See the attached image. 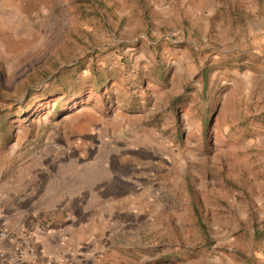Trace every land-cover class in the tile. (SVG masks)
Instances as JSON below:
<instances>
[{
    "label": "rangeland",
    "instance_id": "obj_1",
    "mask_svg": "<svg viewBox=\"0 0 264 264\" xmlns=\"http://www.w3.org/2000/svg\"><path fill=\"white\" fill-rule=\"evenodd\" d=\"M54 148L135 178L82 264H264V0H0V178Z\"/></svg>",
    "mask_w": 264,
    "mask_h": 264
},
{
    "label": "crops",
    "instance_id": "obj_2",
    "mask_svg": "<svg viewBox=\"0 0 264 264\" xmlns=\"http://www.w3.org/2000/svg\"><path fill=\"white\" fill-rule=\"evenodd\" d=\"M82 149L77 153L84 155ZM60 152H45L52 161L41 159L36 171L28 163L20 174L0 178V227L18 231L40 219L51 221V230L38 234L41 256L36 264H82L91 258L92 237L106 229L109 215L124 210L125 189L135 180L120 173L119 154L115 162L101 165L85 157L62 161L65 153Z\"/></svg>",
    "mask_w": 264,
    "mask_h": 264
},
{
    "label": "built area",
    "instance_id": "obj_3",
    "mask_svg": "<svg viewBox=\"0 0 264 264\" xmlns=\"http://www.w3.org/2000/svg\"><path fill=\"white\" fill-rule=\"evenodd\" d=\"M66 219L70 220L71 215ZM51 228V221L46 218L18 231L0 227V264H36L41 256L38 234Z\"/></svg>",
    "mask_w": 264,
    "mask_h": 264
}]
</instances>
